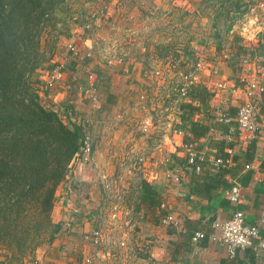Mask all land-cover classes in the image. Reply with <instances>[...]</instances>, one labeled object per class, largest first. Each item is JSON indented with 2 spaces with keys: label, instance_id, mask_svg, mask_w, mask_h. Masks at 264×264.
I'll use <instances>...</instances> for the list:
<instances>
[{
  "label": "crops",
  "instance_id": "obj_1",
  "mask_svg": "<svg viewBox=\"0 0 264 264\" xmlns=\"http://www.w3.org/2000/svg\"><path fill=\"white\" fill-rule=\"evenodd\" d=\"M208 1L187 0V4H184L182 0H137L139 5L151 3L153 9L159 13L165 11L164 6L173 7L171 10L177 9L173 5L185 7L189 15L194 14L200 21V25L196 26H200L201 29L207 24L201 9L202 5L204 9V4L206 5ZM233 1L244 3L246 10L237 13V8L230 5ZM260 2L264 4V0L228 2L215 0V11L208 14L212 20L210 30L214 31V37L207 39L200 36L196 39H187L184 44L163 42L165 47L185 46L178 56L175 52L171 57V62L178 58L182 61L187 58V70L193 74L185 100L173 101L169 95L173 98L174 91H171L169 86L163 87L165 76H161L160 71L152 75L150 71L145 70L143 58H127L119 54L113 59L121 63L116 75L124 78L123 81L136 80L140 91H143L139 97L147 99L149 95L153 100L149 107L151 111L149 116L152 117L150 127L146 133L140 132L138 134L140 138L135 142L131 139L136 143L135 148L127 149L129 153L133 152L136 160L142 159L140 163L135 162V171L140 174L139 178L150 184L156 194L152 203L139 204L136 200L139 215L135 220L137 224L135 236L139 246L133 256L137 264H264L262 249L247 248L229 257L224 247L211 239L212 235L218 234V229L213 225L228 218L235 209L243 212L246 222L259 223L258 231L264 238V220L259 221L258 218L264 206V73H259L255 67L264 65V6L261 7ZM66 34L60 37L61 40L65 44L73 42L78 48L76 56L69 61L66 69L72 71L76 69L82 51H88L82 50L83 45L87 46L86 49H92L90 51L93 58L84 60L90 65L95 58L94 41L91 43L86 39L87 35H84L80 25H74L73 30ZM145 42L144 49H150L153 44L148 40ZM246 50L251 52L253 59L245 67L243 76L247 83H244L241 82L242 73L239 71L236 55ZM64 52L65 47L60 54ZM167 57L164 59H168ZM176 57L178 58L174 59ZM92 73L96 77L94 88L98 100L94 108L90 107L84 95L79 96L78 93H67L66 100L61 89L60 91L53 89L40 98L45 99L46 106H50L58 116L81 123L84 136L86 135L93 145L91 158L98 161L100 152L97 146L100 141L98 115L101 111V100L98 74L96 71ZM84 75L79 79L82 86L86 82ZM146 77L155 80L153 86H145ZM221 79L225 80L227 88L214 89L211 81ZM251 83L255 86L250 89ZM104 87V111L108 115L107 118L111 119L115 112L121 119L124 118L128 111L127 107L125 108L124 104L117 105L118 100H114L115 97L111 95L116 91L113 90L111 83ZM258 87L263 91H258ZM246 90L251 91L249 96L246 95ZM193 91L194 93H191ZM245 101L254 107L256 129L253 131H238L235 128L233 120L235 110ZM63 103L71 107L68 108ZM184 104H187V110ZM46 106L44 104V107ZM86 106L87 112L83 114L80 109L86 110ZM134 110V115L139 117L137 120L139 126L142 121L140 117L146 115L139 107ZM220 112L225 113L229 120H220L218 118ZM61 113L62 115H59ZM172 122L181 130L185 124L188 127L190 122L204 128L202 134L188 137L187 142L194 144L192 146L197 154L196 163L200 166L198 172L193 170V166H186L182 135L171 141L168 132L161 128L162 123L165 126ZM215 157L228 158L229 162L223 167H212L211 162ZM97 163H94L95 169H98ZM68 167L69 171L71 169L73 185L77 189L73 188V197L65 198L62 206L58 205L53 211L52 220L59 224V229L50 243L45 247H37L20 264H84L85 232L91 228L93 213L87 209L94 205V191L97 185L94 175L97 173L95 169L91 170L74 156ZM173 176H177L178 179H172ZM233 182H237L240 187L241 198L237 204L229 203L224 193ZM164 213L172 215L177 222L176 226L166 227L160 224L159 216ZM69 216H72L71 228L66 229L64 222ZM194 232L201 234L196 240L191 239Z\"/></svg>",
  "mask_w": 264,
  "mask_h": 264
},
{
  "label": "rangeland",
  "instance_id": "obj_2",
  "mask_svg": "<svg viewBox=\"0 0 264 264\" xmlns=\"http://www.w3.org/2000/svg\"><path fill=\"white\" fill-rule=\"evenodd\" d=\"M136 2L137 0H69L67 2L68 9L64 13L57 15L63 18L65 22L63 35H67V32L72 31L74 25H80L84 35H87V37L85 36L86 39L91 43L93 41L95 43L94 61L90 65L84 62L88 57H86V51L82 50H90L91 48L86 49L87 46L83 45V49L81 50L83 53H81L76 69L74 71L65 69L63 78L65 82L71 74H75L79 79L85 74V79L89 80L93 77L89 78L87 72L96 71L98 74L101 100V111L98 115L100 123V127L98 128V134L100 135L98 141H100L97 143L100 149L99 157H97L98 161L95 158H90V160L82 162L78 155L74 156L75 159H78L88 168L90 167L91 170L95 169L94 163L98 162L96 165L98 169H95L97 174L94 175V178L97 180L96 190L94 191V205L87 209L93 212L91 213V228L85 232L86 237L84 238V243L86 244L84 263L86 262L87 264H137L133 255L138 251L137 247L139 246L135 236L137 225L135 220L139 215V208L136 202V183L139 180L140 174L134 168L136 167V159L132 155L133 152L129 153L130 151L127 149L135 148L136 143H133V141L135 142V140L140 138V135H138L140 131H138L137 125L139 117L134 115V109L136 108L137 110L139 107L145 112L146 116L140 117L142 121H144L145 117L151 121L149 107L152 105L150 102L153 100H151L149 95H147V99L139 97L143 91H140L141 88H139L136 80L132 79V81H129L125 79L123 81L124 78H119L120 76L116 75V73H118L117 71L121 63L117 62V60H112L109 63L111 65H109L107 63L108 58L119 54L125 55L127 58H143V64L146 66L145 70L150 71L152 75L156 71H160L161 76H165L163 87L167 88L169 86V89L172 91L176 90L180 83H182L181 75L187 70V58L182 61L176 57L175 59L178 58V60L171 62L172 58L170 55H173L175 52L180 54V51L185 46L170 45L169 47H165L163 42L169 41V43L175 42V44L181 42L184 44L183 42H186L187 39H196L200 36L207 39L214 37V31L210 30L212 20L211 17H208V14L210 11H215V0H209L206 5L204 4V9L202 5L201 12L203 11L207 20L204 29L196 26L197 24L200 25V21L196 19L194 14L189 15L185 7L173 5L177 9L171 10L173 7L164 6L165 11L159 13L158 10L155 11L153 9L151 3L139 5ZM105 5L107 13H103V16L100 15L90 20L91 26L85 30L84 25L89 19V13L98 8H103V6L105 8ZM60 25V22H56L55 28H58ZM46 32L47 29L41 33L42 40L46 36L48 38L49 35ZM61 38L59 37L58 41L55 42L57 48L55 46L53 56L55 55L57 59H60V53L63 52L64 47L66 50V44ZM146 40L153 44L150 49H144ZM165 57L168 59L165 60ZM68 63L69 61L65 64L67 65ZM45 64L46 62L36 70L30 83L32 93L42 106L44 104L46 106L47 103L45 99L38 97L39 89L36 84L40 82L39 74ZM154 81L148 77L144 79V84L145 86H153ZM109 83L113 86V90H116V94L111 95L115 97L113 98L114 100H118L116 102L117 105L124 104L125 108L127 107L128 109L122 119L117 112L113 113L111 119L107 118L108 115L104 111V86L109 85ZM58 87H62V85L59 84L55 88L57 91H60ZM124 92L125 94H123ZM63 93H65L67 100L68 94L65 91ZM157 97L162 99L160 95H157ZM63 105L69 107L66 103H63ZM63 105H60V107H63ZM44 108L50 109V106ZM87 109L88 107L86 106V110H80L83 114H86ZM59 115H62V113ZM59 118L67 121L62 116H59ZM90 147L92 152L93 145L91 143ZM65 177L63 182H60V185L58 184L56 188L55 200L51 210V220L53 219L55 207L58 205L62 206L65 198L70 199L73 197V188L77 189L71 179V169L70 171L68 169ZM52 222L54 221L52 220ZM46 245L47 243L44 241L39 243L36 248L45 247ZM30 255H27L25 258Z\"/></svg>",
  "mask_w": 264,
  "mask_h": 264
},
{
  "label": "trees",
  "instance_id": "obj_3",
  "mask_svg": "<svg viewBox=\"0 0 264 264\" xmlns=\"http://www.w3.org/2000/svg\"><path fill=\"white\" fill-rule=\"evenodd\" d=\"M68 1L0 0V264H20L39 243L51 242L59 229L51 220L56 188L84 137L79 123L68 118L64 123L30 89L33 74L63 35L65 22L57 15L68 9ZM231 4L237 13L246 10L242 2ZM46 29L49 36L42 40ZM203 129L185 124L182 141ZM136 187L139 204L155 201L146 180L139 178Z\"/></svg>",
  "mask_w": 264,
  "mask_h": 264
},
{
  "label": "built area",
  "instance_id": "obj_4",
  "mask_svg": "<svg viewBox=\"0 0 264 264\" xmlns=\"http://www.w3.org/2000/svg\"><path fill=\"white\" fill-rule=\"evenodd\" d=\"M184 4H187V0H182ZM183 4V5H184ZM259 5L261 7L264 6L263 2H260ZM103 13H107L106 5L105 8H98L97 10L89 13V19L84 25V29H88L91 26L90 20L94 19L97 16H103ZM249 39V38H248ZM78 48L73 44V42H68L66 44V50L63 54H61L60 59H57L55 55L46 62V64L42 67V71L40 72V82L36 84L39 89L38 97H43L47 93L51 92L55 89L59 84L62 85L60 89L65 91L66 93H78L79 96L84 95L91 108H94L98 102L97 94L94 88V84L96 83V77L92 72H87V75L93 78L86 80L84 86L80 85L79 78L75 76V74H71L68 76V79L64 82L63 78L65 75V63L70 61L73 57L76 56ZM87 59L92 58V51L88 50L86 52ZM114 59V56H110L108 58L107 63H111ZM253 59V56L250 51L246 50L244 53H240L236 55V60L239 65V71L242 73L241 82L247 83L245 81V77L243 76L246 70V65L249 64ZM118 61V60H117ZM259 73H264V65H256L255 66ZM157 74V72H155ZM192 72L186 70L183 75H181L182 83L176 88L174 91L175 97H169L175 102L187 99L188 92L190 90L191 80H192ZM211 85L214 89H225L227 88L225 80H212ZM255 86L253 83L249 84V88H253ZM36 87V88H37ZM248 88V89H249ZM258 91H261L262 88L258 87ZM264 90V89H263ZM262 90V91H263ZM251 94L250 90H246V95L249 96ZM52 110V109H51ZM218 118L223 121H228L229 117L226 116L225 113H218ZM152 119V117H151ZM235 128L238 131L241 130H255L256 129V121L254 118V107L253 105L245 101L244 103L237 106L234 118ZM79 123V122H78ZM81 124V123H79ZM151 121L148 118H144V121L140 123L138 126L139 131L144 134L147 132L150 127ZM161 128L168 132L169 138L171 141L176 140L182 135V130L177 128L174 122L167 124L164 126V123L161 124ZM192 144H183V149L185 151V160L186 166H193V170L198 172L200 170V166L196 163L197 154L194 150ZM78 155L82 162L88 161L91 158V147L90 140L85 135L81 142L78 152L75 154ZM142 161L141 158H138L136 162L140 163ZM229 162L228 158H213L211 165L212 167L218 168L223 167ZM172 179H178L177 176H173ZM239 184L237 182H233L225 191V196L229 203L237 204L239 199L241 198ZM69 218V219H68ZM67 220L64 222V227L67 229L71 228V218L69 216ZM259 221L264 220V206H262L259 214ZM159 222L163 226H176L177 222L172 217L171 214L164 213L159 216ZM258 224H251L246 222L243 212L239 209H235L228 218L220 221L213 226L218 229L217 235H212L211 239L219 242L225 249L227 255L232 257L237 251L245 250L247 248L262 249L264 250V238L259 234ZM94 233V232H93ZM201 234L199 232H194L191 239L196 240L200 237ZM95 241V240H94ZM84 264H87L86 262Z\"/></svg>",
  "mask_w": 264,
  "mask_h": 264
}]
</instances>
